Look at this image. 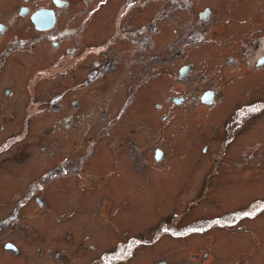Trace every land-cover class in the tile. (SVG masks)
<instances>
[{
	"label": "rangeland",
	"instance_id": "rangeland-1",
	"mask_svg": "<svg viewBox=\"0 0 264 264\" xmlns=\"http://www.w3.org/2000/svg\"><path fill=\"white\" fill-rule=\"evenodd\" d=\"M167 1L71 0L58 47L26 21L11 25L0 45L15 90L0 88V264H93L101 252L106 264H264V74L223 61L264 36V0ZM205 5L214 15L204 23ZM19 31L32 46H13ZM108 59L116 66L105 69ZM206 86L222 94L208 105L196 98ZM17 207L21 221L7 224ZM130 234L149 243L115 261Z\"/></svg>",
	"mask_w": 264,
	"mask_h": 264
},
{
	"label": "flooded vegetation",
	"instance_id": "flooded-vegetation-1",
	"mask_svg": "<svg viewBox=\"0 0 264 264\" xmlns=\"http://www.w3.org/2000/svg\"><path fill=\"white\" fill-rule=\"evenodd\" d=\"M41 0H16V3L14 5H11L10 3L7 4L6 0L5 2L3 0H0V17H4V18H0V45L3 43L4 40H6L8 38V36L6 37L8 30H10L11 25L13 24L14 26H17V24H22L24 23V21H26L27 23L30 24L31 29H32V34L33 36L38 39H43L46 38L48 39L50 42V45L53 44L54 46L58 47L60 45V41L59 39H56V33L55 31L57 29H59V24H58V18L59 15H61V7L70 6V1L71 0H51L50 5L47 6L44 10H42L41 5H39L38 3ZM87 1V0H85ZM261 0H257V3L260 4ZM6 3V5H5ZM167 3L169 4H181V7H187L189 4L193 3V0H168ZM122 4H120L121 6ZM177 6V5H176ZM253 6L252 5L250 7V10H252ZM4 7L6 12L4 11ZM204 8H207V11L205 13H203ZM7 12L8 13H13L15 16V21L11 22L10 18L7 17ZM197 17L199 18L200 21L202 22H207L209 21L213 15V9L210 5H205L201 8H199L197 11ZM238 13V12H237ZM242 14H246L245 12H242ZM233 16V15H232ZM235 18L240 19L239 16L234 15ZM233 18H231L232 20ZM218 22H222L224 21L223 18H219L217 19ZM159 27V25H157L156 22L151 23V25L149 26L148 24H142L136 31L137 32H142L143 30H152V32H154L153 29ZM224 26L220 25L218 26V29H223ZM61 29H74L71 26H64L61 27ZM151 32V33H152ZM263 34L260 35H253V38L251 41L247 42L246 45L244 46V48H241L243 54L240 58L237 57H233L230 56L228 61L223 60L226 63H229L228 65L231 66V70L232 71H238L241 70L242 68L246 69V75H244L243 77H250L251 78H256V76L258 77V81L260 82L261 80H263L262 78H260L261 74H259L262 71V74H264V36L262 37ZM132 38V37H131ZM32 40L31 37L25 36L23 31H19L18 33L15 34L14 38H13V46L18 49H21V47L25 46V45H29L32 46V42L30 41ZM150 37L148 36H141L138 38L137 42H141L142 46L146 47L148 42H150ZM39 44V43H38ZM230 50V48H229ZM74 51V49L72 50ZM4 53L10 55L11 53H8L7 50H4ZM151 59H154V55L151 54ZM149 58V59H150ZM165 57H163L164 59ZM224 58V56H221L220 60H216L215 63L221 62V60ZM5 62L4 61H0V66L1 69L3 68V66H5ZM29 64V63H28ZM104 68L108 69L110 67H115L116 63L113 62L112 60H107L105 63H103ZM20 67L23 68V70H27L25 65L21 64L19 65ZM182 66V65H181ZM180 66V67H181ZM179 67V69H180ZM254 71L259 70L258 72H254L252 71L251 73L249 72V70ZM178 69V71H179ZM13 70H9V72L11 73ZM28 71V70H27ZM90 72V71H89ZM96 72V71H95ZM10 73H3L2 70H0V88L1 90L7 94V95H15V90L14 87L12 86V84H9V81L6 80V77L9 76ZM249 73V74H248ZM91 74V72H90ZM89 74V77H90ZM96 74H99V70L96 72ZM102 74H100L101 76ZM256 75V76H253ZM264 77V76H263ZM9 78V77H8ZM185 78V77H184ZM260 78V79H259ZM5 79V80H3ZM202 93H205L206 96H204V99H202L200 96ZM221 91L219 89L216 88H212L209 89L207 86L204 87L203 89H201V91L198 93L197 95V100L200 101L201 104L205 103V104H212L214 103L217 98H219L221 96ZM175 96L172 97V99ZM182 97V102H186L190 97L189 95H183ZM2 101H5L6 99L1 98ZM42 100V99H41ZM56 100H58L57 96L52 99L49 104H54L56 103ZM33 105H38V104H33ZM4 106V102L0 101V108ZM60 107V104L59 106ZM126 106H123V109ZM58 109V108H57ZM53 111V110H52ZM240 114V112H239ZM166 115V116H165ZM244 115V113L242 114ZM168 116L167 113H164L162 115V120H165L166 117ZM241 116V114H240ZM38 123L34 124V126L36 125L37 128H39V126H37ZM231 123L228 124V127H230ZM162 149L161 146L159 145H155L153 147L152 153L154 154L155 149ZM205 149V148H204ZM163 158H165V154L156 160V162H160L161 160H163ZM155 159V158H154ZM159 164V163H157ZM33 200L36 202V204L40 207H43L46 205L47 203V199H43L42 197H39L38 195H35L33 197ZM22 204V203H21ZM262 204V203H261ZM23 205V204H22ZM4 217V216H3ZM11 217V216H10ZM20 214H19V208H16V211L14 212V216H12L11 218H9L10 220L7 221L8 222H12L11 219H17L18 221H21L20 219ZM5 219V218H4ZM4 219H0L3 220ZM125 244L123 247H120L116 250V257L117 259H115V261L120 260L122 257H124V259H128L130 257H132L136 250L138 249L139 243H144L145 245L148 244L149 242L146 241L145 239L143 240L142 238H139L137 234H130L126 240L124 241ZM10 243L12 245H10ZM6 245V246H5ZM2 247L5 251L6 255H11L14 258V261L16 262V260L18 258H16V256H21V247L20 245H16L15 244V239L13 238H9V239H5L3 241ZM118 247V245H117ZM56 256H58L59 252L55 250L54 253ZM95 259H101V262H96L94 261L93 264H106V257L105 255H103V253H99L98 257H96ZM111 262V261H109ZM161 261H159L157 264H159ZM41 264V263H40Z\"/></svg>",
	"mask_w": 264,
	"mask_h": 264
},
{
	"label": "water",
	"instance_id": "water-1",
	"mask_svg": "<svg viewBox=\"0 0 264 264\" xmlns=\"http://www.w3.org/2000/svg\"><path fill=\"white\" fill-rule=\"evenodd\" d=\"M190 65L189 64H185L183 65L179 70L178 73V77H184L186 75V73L188 72V70L190 69ZM202 99H204V97L202 96ZM174 101L179 102L180 98H174ZM159 151L161 150H157V153L155 154V157L158 159L161 157V155L159 154ZM159 264H165V262L161 261Z\"/></svg>",
	"mask_w": 264,
	"mask_h": 264
},
{
	"label": "snow or ice",
	"instance_id": "snow-or-ice-1",
	"mask_svg": "<svg viewBox=\"0 0 264 264\" xmlns=\"http://www.w3.org/2000/svg\"><path fill=\"white\" fill-rule=\"evenodd\" d=\"M244 216H248V215H252V213H249V212H245L243 213Z\"/></svg>",
	"mask_w": 264,
	"mask_h": 264
},
{
	"label": "trees",
	"instance_id": "trees-1",
	"mask_svg": "<svg viewBox=\"0 0 264 264\" xmlns=\"http://www.w3.org/2000/svg\"><path fill=\"white\" fill-rule=\"evenodd\" d=\"M263 205V204H262ZM264 206V205H263Z\"/></svg>",
	"mask_w": 264,
	"mask_h": 264
}]
</instances>
